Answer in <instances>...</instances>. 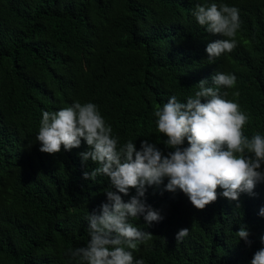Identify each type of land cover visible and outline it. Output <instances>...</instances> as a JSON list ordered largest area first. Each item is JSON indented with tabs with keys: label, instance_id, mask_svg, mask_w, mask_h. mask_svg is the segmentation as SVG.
I'll use <instances>...</instances> for the list:
<instances>
[{
	"label": "trees",
	"instance_id": "1",
	"mask_svg": "<svg viewBox=\"0 0 264 264\" xmlns=\"http://www.w3.org/2000/svg\"><path fill=\"white\" fill-rule=\"evenodd\" d=\"M239 9L237 47L209 61L222 39L192 15L197 4ZM216 72L237 77L220 88L249 116L245 135H264V0H0V264H68L69 248L88 240V214L107 203L109 178L84 180L80 148L49 155L36 136L44 111L79 100L98 106L113 135L165 153L153 115L172 95L180 102ZM211 85V80H209ZM233 93H238L234 96ZM184 147H187L185 140ZM264 169V165H262ZM148 188L146 203L164 219L131 223L153 238L138 245L145 264H251L264 247V183L254 195L218 199L197 210L181 191ZM135 195L130 189L127 201ZM241 225L251 245L236 235ZM189 234L176 242V233Z\"/></svg>",
	"mask_w": 264,
	"mask_h": 264
},
{
	"label": "clouds",
	"instance_id": "2",
	"mask_svg": "<svg viewBox=\"0 0 264 264\" xmlns=\"http://www.w3.org/2000/svg\"><path fill=\"white\" fill-rule=\"evenodd\" d=\"M192 15L209 33L223 37L207 44L209 61L237 47L241 27L238 8L197 4ZM236 80L234 74L216 72L210 79L200 80L195 85L198 90L186 102L172 95L154 109L157 131L166 137V153L147 139L141 141L139 149L133 140L121 144L98 106L91 102L77 100L58 111L42 113L36 136L39 151L55 155L62 148H80L83 141L88 150L79 153L82 164L91 161L97 165L85 171L83 179L94 181L104 175L110 183L104 192L107 203L88 214V242L66 251L68 264H145L143 259L134 258L133 251L153 235L130 221L142 217L150 226L164 219L146 203V193L165 180V191H181L197 210L214 203L218 189L224 198L237 202V208L241 193L254 195L257 184L264 183V135H245L249 116L238 102L225 98L227 92L221 94V87L234 88ZM185 140L187 147L183 146ZM130 189H135V195L125 201L123 197L129 196ZM259 215L264 217V207ZM188 234V228L180 229L176 242ZM236 235L251 245L246 225H241ZM260 239L264 244V236ZM251 264H264V247L254 253Z\"/></svg>",
	"mask_w": 264,
	"mask_h": 264
}]
</instances>
